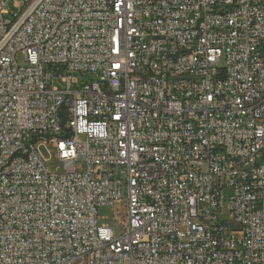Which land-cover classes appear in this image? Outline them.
I'll list each match as a JSON object with an SVG mask.
<instances>
[{"label": "built area", "instance_id": "obj_1", "mask_svg": "<svg viewBox=\"0 0 264 264\" xmlns=\"http://www.w3.org/2000/svg\"><path fill=\"white\" fill-rule=\"evenodd\" d=\"M0 264H264V0H0Z\"/></svg>", "mask_w": 264, "mask_h": 264}, {"label": "rangeland", "instance_id": "obj_2", "mask_svg": "<svg viewBox=\"0 0 264 264\" xmlns=\"http://www.w3.org/2000/svg\"><path fill=\"white\" fill-rule=\"evenodd\" d=\"M10 9L12 13H20V10L14 7V4H10ZM20 63L22 65H25L26 62L22 58V56L19 57ZM76 78H78L80 81L83 80V77L80 74L75 75ZM88 79H95V76L89 75L86 78ZM52 150V149H51ZM47 158L50 156L45 152ZM52 159L49 162V167L53 172H56L58 168H60V171L63 172L61 168V163L55 159L54 155L55 152L52 150ZM78 167L81 169V172H86L87 166L85 164H78ZM233 195L232 189H225L222 194V215L221 220L228 223H233V218L231 216L230 212V200ZM225 198V199H223ZM127 214V208H126V202L120 201L117 202L114 206L111 207H103L99 210V223L100 225H107L116 228V231L119 234L123 232L122 223L125 220V216Z\"/></svg>", "mask_w": 264, "mask_h": 264}]
</instances>
